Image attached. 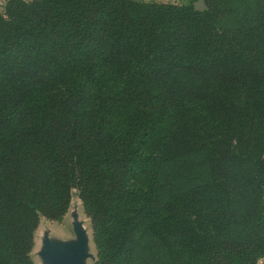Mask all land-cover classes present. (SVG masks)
<instances>
[{"label": "trees", "instance_id": "obj_1", "mask_svg": "<svg viewBox=\"0 0 264 264\" xmlns=\"http://www.w3.org/2000/svg\"><path fill=\"white\" fill-rule=\"evenodd\" d=\"M205 9L8 0L0 13V264L78 191L94 264L264 257V0ZM201 154L189 185L161 167Z\"/></svg>", "mask_w": 264, "mask_h": 264}, {"label": "rangeland", "instance_id": "obj_2", "mask_svg": "<svg viewBox=\"0 0 264 264\" xmlns=\"http://www.w3.org/2000/svg\"><path fill=\"white\" fill-rule=\"evenodd\" d=\"M28 1V0H25ZM146 3H162L172 4L175 6L193 7L197 0H131ZM8 0H0V13L4 14L5 5ZM205 9V8H204ZM203 10V9H202ZM264 124L262 125V127ZM206 172L205 160L201 154L191 155L190 158L177 162H169L164 164L160 170V182L165 187L170 185H189L194 179L204 177ZM74 223L80 225L87 235V253L90 256L83 259V264H94L96 260V249L92 241V231L90 219L85 214L84 206L78 197L76 189L71 190L70 202L65 214L59 221L51 220L44 216H40L37 229L34 233V246L30 252L31 259L34 264H42L38 251L42 247L43 239L47 236L50 240L74 241L76 235L74 232ZM264 263V257L257 261V264Z\"/></svg>", "mask_w": 264, "mask_h": 264}, {"label": "water", "instance_id": "obj_3", "mask_svg": "<svg viewBox=\"0 0 264 264\" xmlns=\"http://www.w3.org/2000/svg\"><path fill=\"white\" fill-rule=\"evenodd\" d=\"M193 6L195 10H202L205 8V2L197 0ZM74 226V241H52L47 236L44 237L42 247L38 251L42 264H83V259L90 256L87 253L88 239L85 231L76 223Z\"/></svg>", "mask_w": 264, "mask_h": 264}]
</instances>
